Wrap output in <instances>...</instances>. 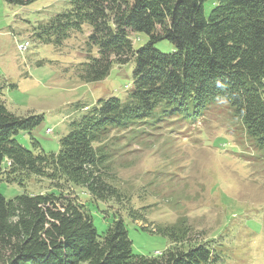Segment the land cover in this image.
Instances as JSON below:
<instances>
[{
    "label": "trees",
    "instance_id": "16d2710c",
    "mask_svg": "<svg viewBox=\"0 0 264 264\" xmlns=\"http://www.w3.org/2000/svg\"><path fill=\"white\" fill-rule=\"evenodd\" d=\"M68 1L69 10L40 23L34 34L61 46L88 25L80 79L96 83L114 64L132 63L133 87L123 99L109 95L81 106L52 153L17 141L43 115L13 113L0 87V187L24 186L33 176L56 185L10 199L0 191V264H217L216 241H191L183 219L159 228L172 243L163 252L136 254L120 214L113 212L99 234L88 203L58 187H84L93 202L122 201L127 195L109 176L113 131L137 126L147 132L169 118L193 120L222 104L264 153V0H213L208 16V0ZM132 32L146 34L147 42L134 48ZM161 41L173 50L160 49ZM137 214L128 212L134 220Z\"/></svg>",
    "mask_w": 264,
    "mask_h": 264
},
{
    "label": "rangeland",
    "instance_id": "374dc122",
    "mask_svg": "<svg viewBox=\"0 0 264 264\" xmlns=\"http://www.w3.org/2000/svg\"><path fill=\"white\" fill-rule=\"evenodd\" d=\"M213 6V0L205 2L207 16ZM70 8L68 0H32L24 5L0 0L3 98L15 114L43 115L36 126L15 136L29 150L36 144L47 153L58 152L81 106L109 95L123 99L133 87L132 63L114 64L96 83L80 79L79 70L88 61V25L61 46L43 43L34 34L40 23ZM131 37L134 48L148 40L143 33L132 32ZM156 45L173 50L168 41ZM218 110L196 125L190 120L165 121L147 132H138L137 126L113 131L109 176L127 195L122 201L93 202L84 187L58 188L88 203L99 234L107 231L113 212L120 214L136 254L163 252L172 243L159 228L183 219L191 241H216L217 264H264V153L249 145L224 104ZM54 186L33 176L24 186L2 183L0 191L10 199ZM132 209L138 213L135 220L128 215Z\"/></svg>",
    "mask_w": 264,
    "mask_h": 264
}]
</instances>
